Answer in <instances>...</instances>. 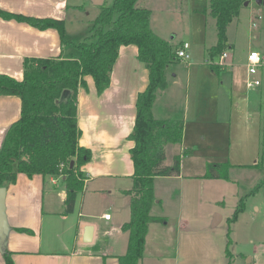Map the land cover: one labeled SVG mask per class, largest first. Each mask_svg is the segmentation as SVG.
<instances>
[{
  "label": "crops",
  "instance_id": "1",
  "mask_svg": "<svg viewBox=\"0 0 264 264\" xmlns=\"http://www.w3.org/2000/svg\"><path fill=\"white\" fill-rule=\"evenodd\" d=\"M138 1H136L137 6H139ZM139 7L147 8L152 12L148 6ZM82 8L80 3L69 2L68 0H0V10L25 16L63 20L65 23L64 39L66 40L65 43L61 44L59 34L54 28L40 30L25 22L0 17V73L20 80L23 76L22 62L24 58H77L78 50L75 47L77 37L70 34L68 38L67 34H69L68 26L78 22V15ZM202 10L205 11V9ZM69 11L72 15H69ZM152 31L154 32L153 29ZM154 33L157 35L156 32ZM216 41V30H214L210 40L205 39L201 45L207 55V63L202 62L205 65L204 68H201L202 72L205 75L208 73L210 75L211 72L217 74L224 72L225 74L227 71L231 92L232 89L238 91V85L242 82L246 85L248 78L246 60L242 65L234 63L233 57L225 60L228 57L226 48L231 49L234 46L226 35L225 46L222 50L226 56L222 65L211 63L213 58L209 57L207 50ZM182 43L180 42L179 46ZM69 47L73 48L70 49ZM173 49L175 53L178 46ZM137 53L138 49L134 44L119 47L111 69L109 86L102 92L97 93L93 78L88 75L84 77L86 87H78L76 101L77 127L80 130L78 144L89 149L91 157L78 167L84 177V186L78 192L81 193V199L80 211L76 219L72 217L73 214H64L59 206L54 207L52 190L46 189L48 183L53 186V189L58 186L61 187V199L64 202L66 192L61 175L53 177L34 174L28 177L19 172L15 182L3 185L6 191L2 215L5 225H7L4 248L10 252L14 264H119L118 258L125 253L128 239L127 231H123L121 227L130 218L131 195L125 191L132 187L134 171L130 156V149L134 145V141L128 139L127 136L133 130L137 95L148 84V69L145 63L137 58ZM221 54H218L219 60ZM193 60H196L195 57ZM187 63L194 65L195 61H187ZM211 65L215 67L214 70H212ZM169 70L168 63L165 68L167 87L156 93L152 105V115L159 120H180L183 128L179 143L165 144L164 151L170 145H178V147L172 148V153L168 156L169 160L164 159L163 165H171L173 156L182 151H185L184 154L192 151V140L206 136V124L211 122L209 120L213 116L217 118L220 107V102H204V96L202 99L200 98V102H193L192 105L191 102H187V95H185L183 102H180V98L179 102H176L177 95L174 88L179 89L180 84L176 79H173L176 74L169 73L171 72ZM171 86L173 89L170 91ZM231 102L228 106L230 111L229 108L227 109V112H230L229 117L235 114ZM203 107H206L205 110ZM20 111L21 99L19 96L0 95V145L6 129L19 118ZM209 163H220L221 167L226 168V171L231 165H242V163H232L229 160L206 161L204 171L201 169L197 175H185L183 166L180 164L177 174L154 177L155 201L151 206L150 214L154 217L160 216L153 213L154 207L162 202L163 196L157 193L158 187L161 190L160 184L167 188H171L174 183L177 185L171 200L176 201L178 195L177 202L179 204H183L182 199L185 195L188 197V193L192 191L190 184L194 185L196 179H198L200 190L203 193L208 192V195H210L213 185H228L230 179L226 173L224 177L220 178L207 175ZM185 188L187 192H184ZM234 194L238 200L235 210L239 208L241 203H243L244 209L243 196L239 193L238 187L234 189ZM103 195L112 197L114 214L105 211L99 215H94L87 211L88 204H92ZM222 197L223 194L221 193L215 199L220 200ZM243 209L238 214H243ZM104 214H110V218L105 219ZM231 215L228 216V219ZM221 219L222 215L216 214L213 221L217 220V223L212 224V226H216ZM97 220H102V224H99ZM170 220L172 224H168ZM164 224L161 226L158 221L149 223L145 248L138 264H144L148 260L145 254L150 252L148 246L151 245V242L159 245V239L157 240L154 235L156 233L162 236L165 231L164 227L171 228L172 225L174 226L172 231L175 234L173 241L175 252L188 245L192 230L187 214L179 213L176 218H168ZM89 226L91 229L87 235ZM17 228L29 229L31 233L18 231ZM160 240L162 242V238ZM151 255L153 257L150 259L156 262L163 259V254H159V251L151 253ZM164 259L168 258L164 257ZM249 261H252V258ZM0 264H5L2 249H0Z\"/></svg>",
  "mask_w": 264,
  "mask_h": 264
},
{
  "label": "trees",
  "instance_id": "2",
  "mask_svg": "<svg viewBox=\"0 0 264 264\" xmlns=\"http://www.w3.org/2000/svg\"><path fill=\"white\" fill-rule=\"evenodd\" d=\"M137 0H112L101 5L89 25V35L75 47L77 58H24L23 76L17 80L0 73V95H15L21 99L19 118L6 129L0 145V186L15 182L19 172L31 177L62 176L65 185L64 214L73 210L76 195L83 189L84 177L78 167L91 157L89 149L79 146L76 101L78 87H86L84 77L91 76L97 93L109 86L110 73L121 45L137 46V58L148 69V84L137 95L136 114L130 149L134 171L130 194V218L121 229L127 231V247L119 256V264H138L145 248L148 225L160 221L150 214L155 201L153 178L179 172L180 155L173 156L171 165H163L164 146L179 143L182 137L180 120H159L152 115L156 93L167 87L165 68L176 58L169 42L156 35L150 27V10L136 5ZM244 0H208L207 13L214 19L216 43L209 47V57L221 54L226 41V29L239 13ZM205 10V11H206ZM3 19H14L43 30H57L61 44L65 43V23L54 18H38L0 10ZM212 70L214 66L211 65ZM66 91L63 99L61 95ZM71 162L73 164L71 165ZM63 165V166H62ZM227 165V164H226ZM220 163H209V177H224L217 170ZM243 203L228 221L234 222ZM18 231L31 233L29 229ZM226 251L231 264V253ZM5 264H14L10 252L3 251Z\"/></svg>",
  "mask_w": 264,
  "mask_h": 264
},
{
  "label": "rangeland",
  "instance_id": "3",
  "mask_svg": "<svg viewBox=\"0 0 264 264\" xmlns=\"http://www.w3.org/2000/svg\"><path fill=\"white\" fill-rule=\"evenodd\" d=\"M68 1L80 3L83 7L79 12L78 22L68 26L67 37L69 38L70 34L74 35L77 37L75 42L78 43L89 35V25L98 14L101 5L94 4L92 0ZM111 2L112 0H103L102 5L108 6ZM138 5L152 9L150 14L152 29L157 35L167 39L172 48L179 47L180 42L184 41L189 44L188 61H195L194 65H188L187 60L183 59H174L169 63V71H171L169 73H175L173 79L180 84L179 89L174 88L177 95L176 102H179V98L180 102H183L185 95L191 105L193 102H200L203 96L204 102H220L217 118L213 116L209 120L211 122L206 124V136L192 140L190 153L184 154L185 151L178 153L183 173L199 174L201 169L204 171L206 161L229 160L232 163H242V165L229 166L226 171L230 179L228 185H213L210 195L200 190L196 179L194 185L190 184L192 191L188 193V197L186 195L183 197V204L177 202L178 195L176 201L171 200L173 191L177 189L175 183L171 188L160 184L161 190L158 187L157 193L163 196L162 202L153 209V213L160 215L159 225L164 226L168 218H176L179 213H183L190 219L192 232L188 245L175 252L173 245L175 234L172 231L174 226L164 227L162 236L155 233L159 245L151 242L148 246L150 252L145 254L148 260L144 264H173V262L174 264H226L229 260L226 249L231 253V264H264V69L256 75L260 81L258 87L248 88L242 82L238 85V91L232 89V92L227 71L225 74L220 72L219 75L216 72H211L210 75L202 72L201 68L205 66L202 62L207 61V55L201 45L205 39L210 40L215 30L214 19L206 10L208 0H139ZM70 13L69 11V15H72ZM205 25H207L206 30ZM205 32L207 33L204 34ZM226 35L234 44L231 49L225 50L228 55L226 61L233 57L234 63L242 65L251 50L264 54V0L260 2L244 0L238 15L227 27ZM74 51L77 54L75 49ZM194 57L196 60H193ZM212 58L211 63L219 62V55ZM207 70L209 71V68ZM172 89L171 86L170 91ZM230 102L235 111L231 117H229L230 112H227ZM174 146L178 147V145H170L168 149L165 148L167 161ZM224 169L220 168L217 171L223 173ZM237 187L243 196L244 213L237 214L236 220L230 223L228 216L238 203L234 194V189ZM46 189L52 190L54 207L59 206L64 211L66 205L61 199L62 188L58 186L53 189L48 183ZM184 192H187L186 188ZM221 193L223 197L216 200L215 197ZM80 199L81 193H78L73 210L66 213L67 215L73 214L72 217L77 218ZM87 211L94 215L105 211L114 214L112 197L109 195L99 197L92 204H88ZM216 214L222 215V219L216 226H212ZM97 222L102 224V220ZM170 223L172 224L171 220L168 224ZM155 250L163 254L162 261L156 262L150 259L153 257L151 253L157 252ZM250 258L252 261H249Z\"/></svg>",
  "mask_w": 264,
  "mask_h": 264
},
{
  "label": "built area",
  "instance_id": "4",
  "mask_svg": "<svg viewBox=\"0 0 264 264\" xmlns=\"http://www.w3.org/2000/svg\"><path fill=\"white\" fill-rule=\"evenodd\" d=\"M175 56L178 59L187 60L189 59V44L187 42H183L178 49L175 51ZM226 54L222 53L220 55V60L218 62L219 65H222L223 60ZM264 69V54L251 50L246 57V70L248 78L246 80V86L248 88H253L260 85V81L256 78V75L260 70ZM105 219L110 218V214H104Z\"/></svg>",
  "mask_w": 264,
  "mask_h": 264
},
{
  "label": "water",
  "instance_id": "5",
  "mask_svg": "<svg viewBox=\"0 0 264 264\" xmlns=\"http://www.w3.org/2000/svg\"><path fill=\"white\" fill-rule=\"evenodd\" d=\"M94 4L96 5H102L103 0H92ZM258 2H260L261 0H257ZM66 95V91L63 92V94L61 95L60 99H63ZM73 164V162H71V165ZM5 187L4 186H0V249H2V251L5 250L4 246H5V237H6V229H7V225H5L4 220H3V215H2V205L4 203L5 200ZM217 223V220H214L212 222L213 225H215ZM91 227L89 226L87 229V235H89Z\"/></svg>",
  "mask_w": 264,
  "mask_h": 264
}]
</instances>
